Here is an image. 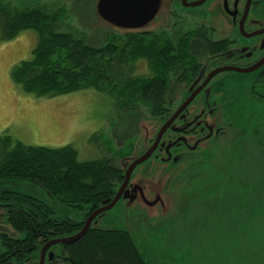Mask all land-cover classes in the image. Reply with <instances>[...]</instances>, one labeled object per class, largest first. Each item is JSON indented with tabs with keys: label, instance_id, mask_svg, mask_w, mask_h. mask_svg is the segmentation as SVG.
Returning a JSON list of instances; mask_svg holds the SVG:
<instances>
[{
	"label": "rangeland",
	"instance_id": "1",
	"mask_svg": "<svg viewBox=\"0 0 264 264\" xmlns=\"http://www.w3.org/2000/svg\"><path fill=\"white\" fill-rule=\"evenodd\" d=\"M221 1L208 0L202 8L205 21L210 20L218 34L226 27ZM3 2L15 9L62 8L65 24L84 36L91 47L105 44L110 33L126 31L99 17V0ZM164 13L159 17L164 21L161 26L151 23L147 28L169 30L170 18ZM36 41L31 30L21 31L9 41L0 40V134H9L27 146H71L81 162L108 156L120 164L119 157H136L160 122L143 106L121 109L91 89L37 97L11 79L13 67L31 57ZM132 67L136 75L149 74L145 60ZM224 74L214 79L215 92L224 96L217 97L220 104L209 119L221 115L225 125L217 137L206 141L201 164L178 172L170 165L146 160L130 178V185L139 191L136 200L118 202L92 225L129 232L145 264H264V104L252 98L257 83L251 75ZM181 89V85L173 86L167 96L169 103L177 102ZM4 191L45 197L40 188L19 179L1 180L0 193ZM60 206L69 216L68 209ZM202 214H208L210 224H205ZM212 219L221 222L220 235L214 236ZM0 233H13L4 209L0 210ZM217 244L222 251L214 250Z\"/></svg>",
	"mask_w": 264,
	"mask_h": 264
},
{
	"label": "trees",
	"instance_id": "2",
	"mask_svg": "<svg viewBox=\"0 0 264 264\" xmlns=\"http://www.w3.org/2000/svg\"><path fill=\"white\" fill-rule=\"evenodd\" d=\"M65 17L62 8L15 9L0 0V40L9 41L29 30L37 38L31 57L16 65L10 75L24 92L52 97L91 89L121 109L143 106L160 117L169 104L168 90L184 82V69L198 61L200 48L194 44L201 39L197 31L173 38L160 30L110 33L105 44L91 47L84 36L65 24ZM139 60L146 61L149 74L133 72L132 66ZM121 160L119 157L118 162ZM114 162L108 156L81 162L71 146H27L9 134H0V181L19 179L37 186L47 199L66 207L79 227L118 188L123 170ZM38 200L14 191L0 193L8 219L15 212L33 208ZM67 250L79 264H145L131 235L121 228L91 226Z\"/></svg>",
	"mask_w": 264,
	"mask_h": 264
},
{
	"label": "flooded vegetation",
	"instance_id": "3",
	"mask_svg": "<svg viewBox=\"0 0 264 264\" xmlns=\"http://www.w3.org/2000/svg\"><path fill=\"white\" fill-rule=\"evenodd\" d=\"M200 1L167 0L170 26L169 30L159 29L160 32L173 38L176 34L185 36L197 31L198 37L201 39L194 44L195 47L200 48L196 54L198 61L193 66L184 69L187 72V74L182 73V75H186L184 82L176 84L182 86L177 102L169 103L166 111L158 117L159 127L153 138L148 140L144 149L136 156V158L142 156L151 148L155 136L163 124L192 93L196 92L191 102L162 134L156 148L147 159H151L154 164L170 165L178 172L182 168L200 165L206 154V141L217 137L221 127L225 125L223 119L220 120L221 115L217 116L219 119H209L210 113L213 114V109L217 104H220L217 97L224 96L222 93L215 92L217 83L214 79L219 75L223 77L224 73L251 75L252 80L257 83L252 89V98L264 104V10L261 9L264 0H222L219 6H221L222 15L225 18L226 27L220 34L210 20L205 21L206 18L204 19L202 8L205 7L208 0L200 5H195ZM190 44L192 46V43ZM224 69L226 70L224 71ZM232 69L253 70L241 73ZM209 75L211 76L205 83ZM172 89H169L167 93L170 94ZM131 161L132 159L125 161L122 169H126ZM135 168L130 174L125 189L133 197L132 201L136 200L139 193L136 187L130 185V178ZM124 171L121 173L118 188L122 183ZM37 199H39L38 203L31 205L33 208L24 209L20 213L15 212L10 219L7 218L13 233H0V264H79L78 260L73 258L67 250L79 239L72 243L63 241L75 236L81 230L86 219L79 227L76 224L77 220L70 215L65 216L59 203L57 205L56 202H52L50 198L46 197ZM120 201L130 202L128 198H120L117 203ZM101 206L100 204L98 208ZM3 209L1 206L0 210ZM43 210L47 213L46 217ZM101 215L102 213L98 217ZM98 217L92 221L91 226ZM201 218L206 222V225L210 224L208 214H202ZM212 221L214 236L220 235L222 233L221 222L219 220L216 222L214 219ZM218 247H220L218 244L215 245L214 250H223Z\"/></svg>",
	"mask_w": 264,
	"mask_h": 264
},
{
	"label": "water",
	"instance_id": "4",
	"mask_svg": "<svg viewBox=\"0 0 264 264\" xmlns=\"http://www.w3.org/2000/svg\"><path fill=\"white\" fill-rule=\"evenodd\" d=\"M166 2V7H163V2ZM205 0H201L195 5H200ZM249 1V0H247ZM167 0H99L98 2V15L99 17L118 27L124 28L126 32H138V33H147L152 32L154 29H149L147 26L151 23L152 25L161 26L164 21H160V14L162 11H165L164 16H167ZM151 25V26H152ZM226 69H224L225 71ZM234 70V69H232ZM251 70H234L241 73H248ZM211 75H209L205 81V83L209 80ZM204 83V84H205ZM196 92L192 93L190 97L179 107L175 113L170 117V119L163 124L160 128L159 132L155 136V140L151 148L144 153L142 156L136 158H132L130 164L124 169V173L122 174V183L120 184L118 190L115 193V196L112 199L103 201L101 203V207L93 211L85 220L81 230L73 237L64 240V243H72L78 239H80L86 231L90 228L92 221L98 217L101 213L108 211L111 209L117 201L122 198H128L130 201L133 200V197L129 195V191H125L126 186L129 181V177L133 169L139 164L145 162L153 150L156 148V145L161 138L162 134L165 132L167 128H169L170 124L173 120L178 116V114L191 102ZM129 159H123L120 161V165L123 166V161Z\"/></svg>",
	"mask_w": 264,
	"mask_h": 264
},
{
	"label": "crops",
	"instance_id": "5",
	"mask_svg": "<svg viewBox=\"0 0 264 264\" xmlns=\"http://www.w3.org/2000/svg\"><path fill=\"white\" fill-rule=\"evenodd\" d=\"M18 64H19V63H18ZM18 64H17V65H18ZM14 67H15V66H14ZM14 67H13V68H14ZM6 130H7V129H6ZM2 134H3V133H2Z\"/></svg>",
	"mask_w": 264,
	"mask_h": 264
}]
</instances>
